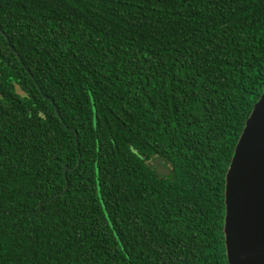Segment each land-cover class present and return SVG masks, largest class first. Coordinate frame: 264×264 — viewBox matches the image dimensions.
Instances as JSON below:
<instances>
[{
	"label": "trees",
	"instance_id": "obj_1",
	"mask_svg": "<svg viewBox=\"0 0 264 264\" xmlns=\"http://www.w3.org/2000/svg\"><path fill=\"white\" fill-rule=\"evenodd\" d=\"M263 89L264 0H0V264H227Z\"/></svg>",
	"mask_w": 264,
	"mask_h": 264
},
{
	"label": "water",
	"instance_id": "obj_2",
	"mask_svg": "<svg viewBox=\"0 0 264 264\" xmlns=\"http://www.w3.org/2000/svg\"><path fill=\"white\" fill-rule=\"evenodd\" d=\"M223 196L227 264H264V89L235 144Z\"/></svg>",
	"mask_w": 264,
	"mask_h": 264
},
{
	"label": "clouds",
	"instance_id": "obj_3",
	"mask_svg": "<svg viewBox=\"0 0 264 264\" xmlns=\"http://www.w3.org/2000/svg\"><path fill=\"white\" fill-rule=\"evenodd\" d=\"M129 151L132 155L137 156L145 167L151 168L157 175L160 172L161 167H163L167 172H171V162L159 153H154L151 157H147L135 145H130ZM156 161H160V165H157ZM158 176L167 177L168 175L160 174Z\"/></svg>",
	"mask_w": 264,
	"mask_h": 264
}]
</instances>
